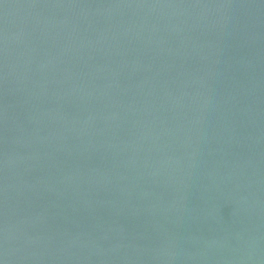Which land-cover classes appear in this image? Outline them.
Segmentation results:
<instances>
[{"label": "water", "instance_id": "1", "mask_svg": "<svg viewBox=\"0 0 264 264\" xmlns=\"http://www.w3.org/2000/svg\"><path fill=\"white\" fill-rule=\"evenodd\" d=\"M0 264H264V0H0Z\"/></svg>", "mask_w": 264, "mask_h": 264}]
</instances>
